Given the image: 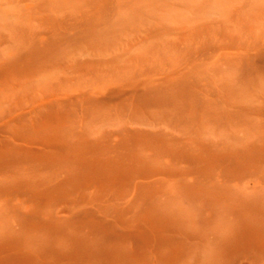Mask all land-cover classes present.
I'll return each mask as SVG.
<instances>
[{"label":"rangeland","instance_id":"rangeland-1","mask_svg":"<svg viewBox=\"0 0 264 264\" xmlns=\"http://www.w3.org/2000/svg\"><path fill=\"white\" fill-rule=\"evenodd\" d=\"M230 263L264 264V0H0V264Z\"/></svg>","mask_w":264,"mask_h":264},{"label":"bare ground","instance_id":"bare-ground-1","mask_svg":"<svg viewBox=\"0 0 264 264\" xmlns=\"http://www.w3.org/2000/svg\"><path fill=\"white\" fill-rule=\"evenodd\" d=\"M59 225V224H58ZM53 226H55V225H53ZM103 227V226H102ZM70 228V227H69ZM104 228H106V226L104 227ZM107 228H108V226H107ZM106 230V229H105ZM108 230H110V226H109V228H108ZM67 232V231H66ZM61 233H62V231H61ZM55 234V233H54ZM66 234V233H65ZM64 238V237H63ZM68 241V240H67ZM60 244H62V243H60ZM67 244V243H66ZM64 247V246H63ZM66 250V249H65ZM76 254H77V252H76ZM74 257V256H73ZM231 264V263H230Z\"/></svg>","mask_w":264,"mask_h":264}]
</instances>
